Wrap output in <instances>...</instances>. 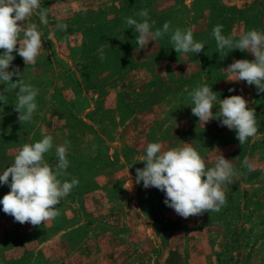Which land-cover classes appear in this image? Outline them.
Masks as SVG:
<instances>
[{"label":"rangeland","instance_id":"1","mask_svg":"<svg viewBox=\"0 0 264 264\" xmlns=\"http://www.w3.org/2000/svg\"><path fill=\"white\" fill-rule=\"evenodd\" d=\"M42 6L47 26L35 12L26 21L42 35L35 65L15 52L12 62L39 89L38 111L22 125L16 93L7 105L0 102V174L24 144L51 135L54 145L70 141L60 179L79 184L57 205L58 217L40 226L21 225L0 204V264H264V93L228 80L235 79L224 71L228 65L254 57L237 49L221 59L212 35L216 25L234 38L264 31V0H42ZM142 9L153 30L165 22L190 28L204 50L178 54L170 35L140 49L124 18L139 19ZM202 84L221 100L245 98L259 124L254 139L240 145L236 130L192 115L187 93ZM153 142L164 150L191 144L206 167L219 152L231 160L241 178L224 186L226 206L185 219L165 205L163 192L135 184ZM245 158L251 172L242 167ZM45 159L56 162L55 148ZM9 191L0 185V199Z\"/></svg>","mask_w":264,"mask_h":264},{"label":"clouds","instance_id":"2","mask_svg":"<svg viewBox=\"0 0 264 264\" xmlns=\"http://www.w3.org/2000/svg\"><path fill=\"white\" fill-rule=\"evenodd\" d=\"M44 9L42 0H0V49L3 50L0 53V85L5 86L0 89V102L7 105L8 94L16 93L14 111L18 113V122L22 125L35 118L39 89L25 81L24 72L21 73L19 66L13 67L12 62L16 58L13 53L19 55L26 66L35 65L43 47L42 35L37 24L26 21L35 12L40 23L47 26L48 14ZM136 16L139 19L125 17L124 22L125 29H134L138 34L136 44L140 49L145 48L150 41L156 42L170 35L172 48L178 54H199L204 50L205 44L194 40L190 28H173L170 22H165L162 28L153 30L155 21L151 20L147 9L140 10ZM56 28L67 31L68 25L57 23ZM212 35L220 58L222 53L221 59L237 49L254 57L251 61L234 60L228 65L224 71L235 76V79L228 80L244 81L248 86H255L257 94L264 93V31L248 30L234 38L223 34V25H216L212 29ZM100 58L104 59L103 56ZM14 76L18 78L15 82ZM234 90L229 89L230 92ZM187 96L190 103L186 106H191V113L198 117L199 122L206 124L215 119L221 126L236 130V139L240 145L258 134L255 109L247 106L248 102L243 96L232 95L221 100L207 84L198 85ZM217 104L219 111L213 113ZM184 144L182 147L164 150L159 142L148 143L144 149L146 155L141 161L145 166L135 169V184L143 182L145 189L154 187L163 192L165 205L185 219L205 212H219L227 203L224 186L234 184L241 178V173L221 152L216 156L214 166L206 167V162L198 151L191 144ZM53 148L56 162L50 164L45 156ZM69 148L70 141L54 145L51 135L44 136L35 143L24 144L14 162L0 174V185L10 188L0 199L3 212L21 225L30 223L32 226H40L41 222L57 218V205L79 184L76 178L70 181L60 179L67 175ZM242 167L248 172L253 170L248 158L244 159Z\"/></svg>","mask_w":264,"mask_h":264}]
</instances>
